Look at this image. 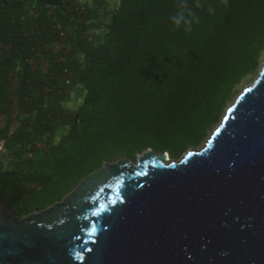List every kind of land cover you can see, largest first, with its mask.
<instances>
[{
	"label": "trees",
	"instance_id": "16d2710c",
	"mask_svg": "<svg viewBox=\"0 0 264 264\" xmlns=\"http://www.w3.org/2000/svg\"><path fill=\"white\" fill-rule=\"evenodd\" d=\"M96 17L72 0H0V144L16 159L0 205L19 218L105 163L201 145L264 54V0H118L94 44ZM78 86L73 121L62 103Z\"/></svg>",
	"mask_w": 264,
	"mask_h": 264
},
{
	"label": "water",
	"instance_id": "95a60500",
	"mask_svg": "<svg viewBox=\"0 0 264 264\" xmlns=\"http://www.w3.org/2000/svg\"><path fill=\"white\" fill-rule=\"evenodd\" d=\"M148 149L19 218L0 205V264H264V60L197 150Z\"/></svg>",
	"mask_w": 264,
	"mask_h": 264
},
{
	"label": "rangeland",
	"instance_id": "374dc122",
	"mask_svg": "<svg viewBox=\"0 0 264 264\" xmlns=\"http://www.w3.org/2000/svg\"><path fill=\"white\" fill-rule=\"evenodd\" d=\"M72 3L73 4H78L79 6H87L90 9H93V11L96 12L97 17L95 19H93L91 23H92V25L94 24V25H97V26H89V27H87L86 28V34L88 35V38H89L90 41H92V43L97 44L98 40L103 36L104 32L106 31V27L108 26V24L110 22L111 14L114 13L115 10L117 9L118 0H72ZM25 4L26 5H30V3H28V2H26ZM75 25L70 24V27L74 28ZM70 27L66 26V28L64 30L66 32H71L72 28H70ZM56 48L59 50L60 46L56 45ZM1 49L2 48L0 46V51H1ZM81 57L82 56H78V58H80V59H81ZM263 60H264V54L262 56V59H261L260 65H259L258 72L260 71V68H261V65L263 63ZM41 63H42V61H41ZM258 72H257V74H258ZM257 74L246 78L242 82V84L239 86V88L237 90L238 91L237 92V96L245 88H247L248 86H250L253 83V81L257 77ZM15 83H16V76H13L12 77V84L14 85ZM84 95H85V92L82 90L81 87H79V86L75 87L71 91L70 96L62 103V106L68 112V115H70L72 117L73 121L76 120V111L82 105ZM235 99L236 98L232 99L228 103L227 108L234 103ZM0 122H1V119H0ZM218 124H216L212 128L210 134L218 126ZM56 131L57 132H55L54 138H52L50 143L57 144L59 142L60 138L63 137V135H65L67 133L68 128L67 127H60ZM209 135L207 136V138L209 137ZM47 138H48V135H45L43 137V141H45ZM206 139H205V141H206ZM205 141L201 145H199L198 147L188 149L187 151L199 149L205 143ZM16 149H19V148L16 147ZM186 152H184V153H186ZM183 154H181L179 156V158H177V159H171L169 157V160H167V162L168 161H177V160H179L182 157ZM15 162H16V159L13 156V154L11 152L7 151L3 147V145L0 144V170H3V169H14Z\"/></svg>",
	"mask_w": 264,
	"mask_h": 264
}]
</instances>
